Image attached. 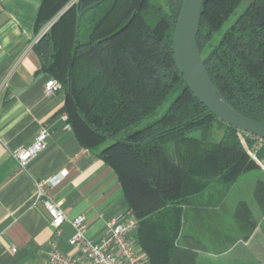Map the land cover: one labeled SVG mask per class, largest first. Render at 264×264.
Masks as SVG:
<instances>
[{
  "label": "trees",
  "instance_id": "trees-1",
  "mask_svg": "<svg viewBox=\"0 0 264 264\" xmlns=\"http://www.w3.org/2000/svg\"><path fill=\"white\" fill-rule=\"evenodd\" d=\"M72 1H42L36 31L51 23L34 44L42 70L61 83L81 144L117 173L149 263L197 264L198 242L183 243L184 206L213 182L227 193L256 168L253 140L211 113L177 68L184 0H102L79 25L99 0ZM242 2L205 0L197 41L223 96L264 122V0H250L217 37Z\"/></svg>",
  "mask_w": 264,
  "mask_h": 264
},
{
  "label": "crops",
  "instance_id": "crops-1",
  "mask_svg": "<svg viewBox=\"0 0 264 264\" xmlns=\"http://www.w3.org/2000/svg\"><path fill=\"white\" fill-rule=\"evenodd\" d=\"M42 1L0 0V264H54V251L80 255L69 243L72 223L51 224L39 183L69 219L85 215L93 239L129 209L115 170L67 128L65 92L46 91L53 76L34 50ZM43 126L50 131L46 147L21 167L14 152ZM54 175L57 185L44 182ZM184 209L183 243L198 242L197 264H264V168L244 172L225 194L213 182Z\"/></svg>",
  "mask_w": 264,
  "mask_h": 264
},
{
  "label": "built area",
  "instance_id": "built-area-1",
  "mask_svg": "<svg viewBox=\"0 0 264 264\" xmlns=\"http://www.w3.org/2000/svg\"><path fill=\"white\" fill-rule=\"evenodd\" d=\"M50 24H47L39 36L48 30ZM39 38V37H38ZM62 90L61 83L51 78L46 83L48 94ZM67 124V128H71ZM247 133V132H246ZM50 131L43 126L33 143L23 146L14 152L15 158L21 167L35 158L38 153L46 147ZM253 140L250 148V154L253 158L264 166V153L259 156V151L264 148V138L247 133ZM60 181L58 175L50 177L44 182L51 185H57ZM43 182V183H44ZM42 183H39L38 198L41 199L50 215L51 224L55 228H60L66 221H70L74 227V232L69 239L71 246L77 249L80 255H68L61 251H54L50 257V262L54 264H150L148 255L142 250L138 241L139 220L131 209L117 213L107 224V232L100 239H93L87 235L86 217L80 214L69 219L63 209L57 202L42 189ZM17 250L16 247L13 248Z\"/></svg>",
  "mask_w": 264,
  "mask_h": 264
},
{
  "label": "water",
  "instance_id": "water-1",
  "mask_svg": "<svg viewBox=\"0 0 264 264\" xmlns=\"http://www.w3.org/2000/svg\"><path fill=\"white\" fill-rule=\"evenodd\" d=\"M101 1L91 4L81 11L78 25L84 12ZM204 2L205 0L183 1L173 39L177 68L183 74L184 80L193 91L195 97L211 113L244 132L264 138V122L237 110L223 96L208 71L197 41Z\"/></svg>",
  "mask_w": 264,
  "mask_h": 264
},
{
  "label": "rangeland",
  "instance_id": "rangeland-1",
  "mask_svg": "<svg viewBox=\"0 0 264 264\" xmlns=\"http://www.w3.org/2000/svg\"><path fill=\"white\" fill-rule=\"evenodd\" d=\"M77 0H73L72 2H75ZM154 2H163L164 0H153ZM71 2V3H72ZM250 2V0H243V2L241 3V5L232 13L231 17L225 22V24L223 25V27L220 29V31L217 33V37L220 36L222 33H224V31L234 22V20L239 16V14L246 8V6L248 5V3ZM175 94L171 95L169 97V99L164 103V105L159 109L158 114H162L166 111L167 107L169 106L171 100L173 99ZM144 123V122H143ZM135 128H139V127H135ZM111 141L108 140L106 142V144H109ZM251 155V154H250ZM259 156H262V154L260 153ZM252 157V156H251ZM252 159L258 164L257 167L260 168H264L263 165H261L258 160H256L255 158L252 157ZM132 210V209H131ZM133 211V210H132Z\"/></svg>",
  "mask_w": 264,
  "mask_h": 264
}]
</instances>
